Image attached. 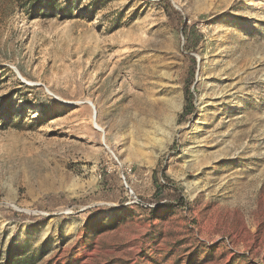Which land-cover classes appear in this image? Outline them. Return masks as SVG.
Returning a JSON list of instances; mask_svg holds the SVG:
<instances>
[{
  "label": "rangeland",
  "instance_id": "obj_1",
  "mask_svg": "<svg viewBox=\"0 0 264 264\" xmlns=\"http://www.w3.org/2000/svg\"><path fill=\"white\" fill-rule=\"evenodd\" d=\"M0 264H264V0H0Z\"/></svg>",
  "mask_w": 264,
  "mask_h": 264
},
{
  "label": "bare ground",
  "instance_id": "obj_2",
  "mask_svg": "<svg viewBox=\"0 0 264 264\" xmlns=\"http://www.w3.org/2000/svg\"><path fill=\"white\" fill-rule=\"evenodd\" d=\"M18 74H19V72H18ZM22 77V76H21ZM84 104H88V105H90L92 108H93V114H95V113H97V107H96V105L93 103V102H91L90 100H86L85 102H83ZM95 118H96V115H95ZM95 125H96V127L97 128H99V130L100 131H102L103 129L98 125V123L97 122H95ZM105 141V140H104Z\"/></svg>",
  "mask_w": 264,
  "mask_h": 264
},
{
  "label": "built area",
  "instance_id": "obj_3",
  "mask_svg": "<svg viewBox=\"0 0 264 264\" xmlns=\"http://www.w3.org/2000/svg\"><path fill=\"white\" fill-rule=\"evenodd\" d=\"M135 199H136V200H135V203H136V204H140V203H141L140 200H138L136 197H135ZM142 205H143V204H142Z\"/></svg>",
  "mask_w": 264,
  "mask_h": 264
}]
</instances>
